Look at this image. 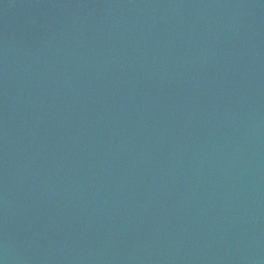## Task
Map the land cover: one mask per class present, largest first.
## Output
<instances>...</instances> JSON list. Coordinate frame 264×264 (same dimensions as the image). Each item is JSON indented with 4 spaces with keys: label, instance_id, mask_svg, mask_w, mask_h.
Masks as SVG:
<instances>
[{
    "label": "water",
    "instance_id": "95a60500",
    "mask_svg": "<svg viewBox=\"0 0 264 264\" xmlns=\"http://www.w3.org/2000/svg\"><path fill=\"white\" fill-rule=\"evenodd\" d=\"M0 264H264V0H0Z\"/></svg>",
    "mask_w": 264,
    "mask_h": 264
}]
</instances>
